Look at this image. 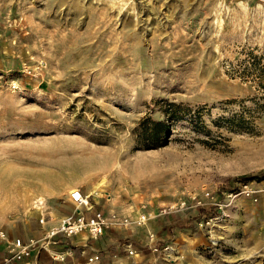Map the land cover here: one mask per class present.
I'll return each mask as SVG.
<instances>
[{"label": "rangeland", "instance_id": "1", "mask_svg": "<svg viewBox=\"0 0 264 264\" xmlns=\"http://www.w3.org/2000/svg\"><path fill=\"white\" fill-rule=\"evenodd\" d=\"M249 50L264 57V0H0V230L44 242L79 188L106 215L153 214L126 227L163 263L264 264L258 199L226 195L264 190V114L234 116L257 93L226 74ZM166 102L203 130L188 114L140 147Z\"/></svg>", "mask_w": 264, "mask_h": 264}, {"label": "crops", "instance_id": "2", "mask_svg": "<svg viewBox=\"0 0 264 264\" xmlns=\"http://www.w3.org/2000/svg\"><path fill=\"white\" fill-rule=\"evenodd\" d=\"M39 188L43 190L40 184ZM63 201L60 208L55 209L58 219L77 210L69 195ZM254 209L255 252L264 249V190L259 193ZM94 210L98 209L92 208L86 214L89 215ZM176 224L172 226L179 227ZM148 232L149 230L144 226H135L106 228L96 238L89 237L86 232L71 237L56 234L47 238L43 235L42 238L46 240L34 245L30 257L11 264H180V262L163 263L155 259L152 246L148 242ZM5 233L9 239L17 237L13 228L8 227ZM22 239L25 241L24 238ZM129 248L134 251L133 254L128 253ZM6 249V241L0 240V259L6 254ZM94 254H98L99 259L89 262L88 258Z\"/></svg>", "mask_w": 264, "mask_h": 264}, {"label": "built area", "instance_id": "3", "mask_svg": "<svg viewBox=\"0 0 264 264\" xmlns=\"http://www.w3.org/2000/svg\"><path fill=\"white\" fill-rule=\"evenodd\" d=\"M229 202L239 195L252 198L254 201L258 199L259 189L251 186L249 183H244L241 186L231 190L227 194ZM69 198L77 210H73L64 216H62L56 225H53L49 231L45 234L47 238H50L56 234H61L65 237H71L78 233L86 232L89 237L96 238L100 236L106 228L110 226H129L131 223L136 225L145 224L154 215L141 211L135 218L130 217L127 214H119L110 211L109 214H105L101 209L94 210L91 214H86L92 209V204L89 202L88 197L79 189L74 188L69 192ZM184 202L178 204L182 207ZM176 209V206L162 207L158 214H167ZM152 237V234H149ZM0 240L6 241V254L0 259V264H11L12 262L22 261L32 254V248L36 244L35 241L30 240L25 242L20 237H14L9 239L3 230H0ZM152 250H156V247H152ZM129 254H133L134 251L129 248ZM99 259L98 254H94L88 258L89 262H94Z\"/></svg>", "mask_w": 264, "mask_h": 264}, {"label": "trees", "instance_id": "4", "mask_svg": "<svg viewBox=\"0 0 264 264\" xmlns=\"http://www.w3.org/2000/svg\"><path fill=\"white\" fill-rule=\"evenodd\" d=\"M226 74L232 78L250 81L257 93L254 100L255 106L252 111H248V115L239 113L234 116H261L264 114V57L249 50L242 57L237 58L236 62L229 61ZM162 114L163 116L160 119L143 117L140 120L139 125L136 127L138 145L140 147L150 148L167 144L174 123L188 114L190 122L198 129L203 130V126L199 121L200 114L190 112L186 106L180 103L166 102L163 105ZM230 127L247 132L251 131V126L249 125ZM176 225L181 226L180 224Z\"/></svg>", "mask_w": 264, "mask_h": 264}]
</instances>
